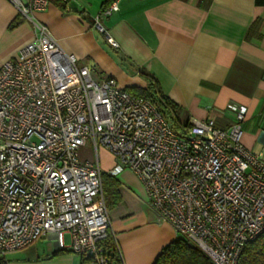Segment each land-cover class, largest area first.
<instances>
[{
	"label": "built area",
	"instance_id": "obj_1",
	"mask_svg": "<svg viewBox=\"0 0 264 264\" xmlns=\"http://www.w3.org/2000/svg\"><path fill=\"white\" fill-rule=\"evenodd\" d=\"M7 1L27 18L49 6V0ZM119 2L100 16H110ZM100 16L95 29L117 49ZM231 108L228 129L207 117L190 120L178 134L149 100L113 78L96 81L91 66H77L34 24L32 40L0 65V259L50 235L83 264H115L102 245L110 219L101 148L115 158L116 172L138 177L161 222L212 264H238L244 247L264 235V145L259 153L244 147L247 110ZM88 142L95 160L80 158Z\"/></svg>",
	"mask_w": 264,
	"mask_h": 264
},
{
	"label": "crops",
	"instance_id": "obj_2",
	"mask_svg": "<svg viewBox=\"0 0 264 264\" xmlns=\"http://www.w3.org/2000/svg\"><path fill=\"white\" fill-rule=\"evenodd\" d=\"M104 2L49 0L47 9L27 18L0 0V65L32 40L38 24L76 57L77 66H91L96 81L113 78L123 89L144 88L139 74L155 77L180 108L181 122L212 117L216 127L228 129L235 118L231 106L245 107L241 142L252 153L262 151L264 0H120L108 17L100 16ZM99 16L117 49L95 29ZM97 161L104 179L117 182L119 201L108 209L109 234L122 264H153L178 235L146 205L145 189L132 171L116 172L115 158L101 148ZM20 252L5 260L82 264L80 256L59 250L50 235Z\"/></svg>",
	"mask_w": 264,
	"mask_h": 264
},
{
	"label": "trees",
	"instance_id": "obj_3",
	"mask_svg": "<svg viewBox=\"0 0 264 264\" xmlns=\"http://www.w3.org/2000/svg\"><path fill=\"white\" fill-rule=\"evenodd\" d=\"M114 1L105 0L102 11L108 8ZM139 77L145 84L144 88H125L124 90L130 94L149 100L165 118L170 127L178 134H182L188 128L189 122L180 121V108L163 93L155 77L146 73H140ZM101 183L106 207L107 209H111L119 201V197L116 195L117 182L104 179L102 174ZM110 196L113 197L112 201H109ZM102 245L106 250L111 252L112 261L115 264H120V257L109 233ZM83 261L84 259H82V264ZM0 264H8V262L5 259H0ZM153 264H212V262L197 248L191 246L185 238L177 236L176 240L161 250ZM238 264H264V235L259 236L244 247Z\"/></svg>",
	"mask_w": 264,
	"mask_h": 264
},
{
	"label": "rangeland",
	"instance_id": "obj_4",
	"mask_svg": "<svg viewBox=\"0 0 264 264\" xmlns=\"http://www.w3.org/2000/svg\"><path fill=\"white\" fill-rule=\"evenodd\" d=\"M80 157H85L86 159H93V160H95V154H94V152H93V150H91L90 148H89V142L87 143V145H86V147H84L83 149H82V151H80ZM66 243H68V239H67V237H66ZM46 244H51L49 241H47L46 242ZM13 253H21L20 251L18 252V251H16V252H13ZM8 259H10V260H13L12 258H8ZM9 260H7V262H8Z\"/></svg>",
	"mask_w": 264,
	"mask_h": 264
}]
</instances>
